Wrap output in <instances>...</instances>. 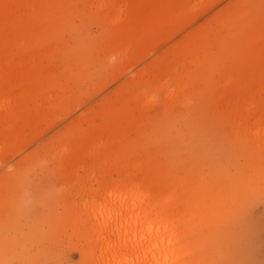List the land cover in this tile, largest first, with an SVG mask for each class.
<instances>
[{"label": "rangeland", "instance_id": "rangeland-1", "mask_svg": "<svg viewBox=\"0 0 264 264\" xmlns=\"http://www.w3.org/2000/svg\"><path fill=\"white\" fill-rule=\"evenodd\" d=\"M87 142L198 264H264V0H0V264H86L63 218L126 174Z\"/></svg>", "mask_w": 264, "mask_h": 264}, {"label": "bare ground", "instance_id": "bare-ground-1", "mask_svg": "<svg viewBox=\"0 0 264 264\" xmlns=\"http://www.w3.org/2000/svg\"><path fill=\"white\" fill-rule=\"evenodd\" d=\"M71 146L64 170L87 160L85 166L103 175L120 169L126 173L109 177L101 189L88 194L81 208H71L63 218L70 235L86 242V264H198L199 258H191L184 243L187 234L173 229L172 218L164 213L168 205L140 178L138 165L136 173L127 174L126 164L111 165L109 146L103 151L93 142Z\"/></svg>", "mask_w": 264, "mask_h": 264}]
</instances>
